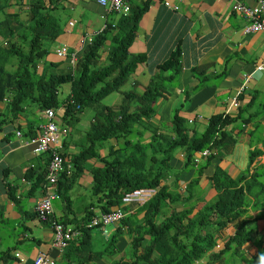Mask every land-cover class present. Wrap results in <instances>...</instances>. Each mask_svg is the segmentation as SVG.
<instances>
[{
    "label": "trees",
    "instance_id": "1",
    "mask_svg": "<svg viewBox=\"0 0 264 264\" xmlns=\"http://www.w3.org/2000/svg\"><path fill=\"white\" fill-rule=\"evenodd\" d=\"M49 2L55 8L61 6L58 1ZM24 4L28 7V18L25 21L20 20L18 14L14 13L9 16L11 18L9 22L15 25L8 27V22H0V99H9L6 113H10L15 119L19 117L20 112L26 113L28 110L32 112L46 108H52L54 111L63 109L61 115L63 127L70 134L81 136L74 139L81 145L70 158L74 174L81 172L84 164L94 157L102 163V166H94L91 169L94 182L92 195L98 199L100 197L102 210L107 211L111 205L119 204L124 191L138 187L156 188L153 198L143 206L146 210L145 223L140 228V235L129 236V254L118 257L111 264H194L196 261H200L199 264H227L224 259L225 252H231L230 257H239L243 264H259L261 261L257 255L250 259L246 258L243 246L249 241H253L257 247L262 243L261 237H254L258 233V226L256 222L249 220L248 210L255 208L254 204H259L257 199L264 201L262 189L264 181L259 182L258 175L249 180L241 177L232 179L226 172L216 168L214 174L209 177L208 186L202 188L199 184L200 172L204 165L197 168L199 161L194 158V153L207 147L213 140L215 126L213 129L211 127L210 133L187 136L185 132H180V129L185 130L182 127L183 120L175 116L174 126L180 129L174 138L161 134L154 136L157 138L146 144L141 143L145 151L139 152L133 148L123 153L121 151L123 147L119 146L116 150L111 148L107 154L100 155L99 148L109 137L115 138L116 141L123 140L122 144H126L125 149L141 142L138 138L134 140V144L129 142L133 138L131 135L135 128L133 119L123 118L120 122H115L112 120L115 113L101 103L106 93L119 91L135 61L141 60V54L134 55L128 51L136 26L127 30L119 24L115 33L105 31L94 35L92 41L78 54L75 70L59 73L51 70L54 62H48V66L39 72L38 64L44 61L51 45L62 31L61 24L58 23L61 17H55L49 12L50 7L45 0H31ZM144 9L142 7L143 11ZM140 11L133 10V17L138 19ZM107 38L109 46L106 45ZM104 51L106 55L103 59ZM7 63L11 69H7ZM178 65V56L175 53L161 67L177 71ZM67 82L71 83L72 92L71 96L64 97L58 90L59 85ZM159 96L158 86L153 91L152 85L143 93L133 96L131 101H135L138 108L146 106L148 111L145 114L136 111L133 118L148 119L152 115V104ZM124 107L122 108L125 109ZM84 109H90L91 118L97 121L94 125L92 121L95 131L91 133L95 135L94 139L89 137L91 127L86 133L80 127L79 114ZM3 120L5 118L0 113V129L3 128L1 126ZM178 122L182 123L181 126ZM181 145L187 148L181 160L182 167H172L171 162L174 159L172 154ZM40 174L44 175V172ZM241 181L245 184L238 186L242 184ZM35 183L38 185L37 181ZM255 183L257 188L254 186ZM197 189L201 190L200 193ZM13 190L9 187V197L18 203L20 199H15ZM58 190L60 199L69 202V196L63 192L60 185ZM195 196L198 198L195 200L201 206L193 203ZM247 196H253L255 202L248 200ZM170 202H187L189 206L171 212L159 223L156 216L159 215L162 206L170 207ZM92 215L93 209L88 206L82 217L84 222L81 224L77 222V226L82 228V236L76 242L72 241L73 244L66 250L64 258L67 264H90L99 261L103 255H115L113 253L120 229L108 234L110 237L104 250L94 254L91 253L92 250H88L91 229L83 227V224ZM136 218V215H128L121 224L133 219L138 220ZM66 220L61 221L65 223ZM3 221L7 223V219ZM234 221L239 224L236 225L238 226L236 232L222 242L221 248L216 249L218 236H222L224 240L223 229ZM5 230L7 234L4 236ZM22 230H16L14 226L0 222V243L5 238L9 239L11 235L19 241ZM145 235L149 236L147 242L143 241ZM11 247L15 246L11 245L1 252L4 254L2 264L9 259ZM86 252L89 254H85Z\"/></svg>",
    "mask_w": 264,
    "mask_h": 264
},
{
    "label": "crops",
    "instance_id": "2",
    "mask_svg": "<svg viewBox=\"0 0 264 264\" xmlns=\"http://www.w3.org/2000/svg\"><path fill=\"white\" fill-rule=\"evenodd\" d=\"M45 1L47 3L49 0ZM54 1L61 2L63 6L59 8L60 11L62 14L66 12L65 17L69 18L55 40V47L51 45L50 52L39 65V72L48 66V62L58 63L55 68L58 69L57 72L67 70L68 63L57 58L55 49L61 45L68 49L69 53L77 52L83 46L84 37L100 29L105 20L110 18L114 23L118 21V18L107 12L97 0ZM164 1L178 5L179 11L172 12L164 5ZM245 1L249 5L256 2ZM144 2L148 4V8L138 21L136 34L133 35L128 49L130 54H141V60L132 67L133 72L127 82L134 83V86L130 85L127 90L137 88L138 92L142 93L151 85L153 91L158 86L160 96L152 104L155 112L150 119L143 117L132 120L135 128L131 141L135 143L134 140L138 138L142 144H146L157 138L154 136L171 132L176 135L180 128L175 127V123L171 121L174 116L183 120V124L178 122V125H183L187 136H201L217 117L218 123H221L220 137L214 146L216 153L201 157L199 161L197 168L204 165L200 172V186H208L209 177L214 174L216 168L233 178L243 172L254 173L259 165L264 164V64L260 70L256 69L260 62H264V31L244 32L248 21L231 10L230 0H131L135 5H142ZM48 6H52L51 2H48ZM49 12L53 14V10L49 9ZM14 13H17L22 21L28 18V8L20 0H0V22H8V27L15 25L9 22V16ZM61 13L59 12L60 15ZM63 18L64 15L61 17L64 22ZM128 25L127 23L126 26ZM106 43L108 45L109 38ZM176 52L178 70L174 71L168 67L162 69L161 66ZM245 74H250V79L240 91ZM235 96L238 97L240 109L237 112L232 111V115L227 118H223V115L221 117L223 110H226ZM1 126L0 222L14 226L16 230L18 227L23 230L21 229L19 241L12 235L9 238L11 242L5 241V245L0 249V264L4 257L1 252L11 245L15 247H11V254H8L10 257L5 264H32L38 252L49 254L57 264H67L64 254L73 243L62 250L52 247V230L49 223L39 222L33 215L32 207L38 198L39 189L34 190L32 194L28 190L29 183L34 181L29 176H39L44 172L46 158L39 157L19 145L18 139L14 137L13 124L4 123ZM122 141L110 138L101 146V155L107 154L112 145L113 149L117 146L124 147L126 144L123 145ZM172 155V167H182L181 153L177 151ZM92 164L98 165L99 162L91 160L86 165L87 168L74 184L75 188L69 189L66 194L70 198L69 202H53L55 215L61 220L67 219V225L75 226L77 222L81 223L88 206L94 211L99 209L93 204L99 203L100 197L98 199L92 195V176L89 173V166ZM169 172L171 173V170ZM6 185L13 186L14 191L21 194L18 203L14 204L9 200L5 194ZM200 191L197 189V192ZM193 199V203L199 205L196 201L198 198L195 196ZM169 205L170 207H161L159 221L165 220L171 212L189 206L187 202H170ZM131 212L138 220L125 222L129 225V230H120L118 233L113 253L115 255H103L99 261L90 264H111L118 257L129 254V236H139L140 228L145 223L146 210L135 205ZM4 219H7V223ZM259 223L264 231V220ZM94 229L90 230L91 243L88 248L93 254L104 250L110 237ZM93 231L101 236L103 246L100 248L91 241ZM148 238V235L143 236V241L147 242ZM245 249L251 251L248 245Z\"/></svg>",
    "mask_w": 264,
    "mask_h": 264
},
{
    "label": "clouds",
    "instance_id": "3",
    "mask_svg": "<svg viewBox=\"0 0 264 264\" xmlns=\"http://www.w3.org/2000/svg\"><path fill=\"white\" fill-rule=\"evenodd\" d=\"M23 3L28 4L31 0H21ZM46 2V1H45ZM49 2V1H48ZM47 2V3H48ZM232 0H230V4H231V10L246 18L245 16H243L242 14L238 13L237 11L233 10L232 8ZM244 2L246 3V1L244 0ZM58 3L60 4L61 2L58 1ZM97 3L102 6L107 12L112 13L115 18H118V21L114 23V21H106L104 22L103 26L98 29L97 31H95L93 34L89 35V36H85L83 39V46L82 48L77 51V52H71L69 53L63 46L58 47L57 49H55V54L57 55L58 59H63L65 60L68 64H67V70L64 71H60L61 72H68L70 70H75L76 69V64H77V59H78V54L80 52H82L83 47H86L94 38V35L98 34V33H103L105 31H109L112 33H115L118 30L119 24L123 25L124 28L131 29L132 26H136L135 30L133 32V35L136 34L137 31V27H138V21L142 15V13H144L147 8H148V4L146 2H144L142 5H135L131 3V0H122V4L118 5L117 7L114 6V4L112 3L111 0H106V2L104 4H102L100 2V0H97ZM248 4V3H246ZM256 4V2H255ZM253 4V5H255ZM61 6H63L62 4H60ZM164 5L171 10L172 12H178L179 11V6L176 4H172L169 1H164ZM249 5V4H248ZM253 5H249V6H253ZM61 6L59 8H61ZM139 6V7H138ZM142 7L145 8L144 11L142 10ZM28 8V7H27ZM51 10L55 9V6H51L50 7ZM136 9H140V14L138 19L134 18L132 15L133 10ZM248 21V20H247ZM72 22H70L71 24ZM129 24L128 26H126V24ZM248 23V22H247ZM245 27V26H244ZM245 32V31H244ZM259 32V31H256ZM249 33V32H246ZM60 35V34H59ZM57 35V37L59 36ZM56 37V38H57ZM51 49V48H50ZM107 51V50H106ZM106 51H104L102 53V58L104 59L105 55H106ZM59 52H61V54H59ZM177 56H178V52H176ZM140 61H135V63H138ZM41 64V63H40ZM38 64V65H40ZM54 66L51 67V70H55L58 71V69H55L58 66V63L54 62L53 63ZM264 62H260V64L256 67L257 70L261 69V65H263ZM8 68L11 69L10 65H8ZM44 68V67H43ZM42 71V70H41ZM133 72V70H129L127 75L125 76V81L120 85L119 91H114V92H108L106 93V95H104L103 99L108 96L109 94L112 93H117L120 94L119 95H115L114 96V100L112 102V104L108 105L104 102L101 103L103 105H105L106 107H108V109H110L111 111H113L115 113L114 117H113V121L115 122H120L123 118L132 120L133 115L135 114L136 111L145 114L148 113V111H146V106L144 107H140L138 108V106L135 105V101H131L133 99V96H135L136 94H138V89L137 88H133V90H127V88L131 85L134 86V83L129 84L127 82V79L129 77V75ZM250 79V74H245L243 76V84L240 87V91H242V89L244 88V86L246 85V83L248 82V80ZM124 85H126L125 87H123ZM138 86V84H136ZM59 90L58 93L63 95L64 97L69 95L71 96L72 90H71V83L67 82V83H63L61 85H59ZM144 92V91H143ZM142 92V93H143ZM240 93V92H239ZM8 102L9 99L8 98H4V99H0V113L3 115V118H5V120L1 121V123H3L2 125H4V123H10L13 124L15 126V130H14V137L18 139L19 145L23 148H28L30 150V152H32L35 155H38L39 157H45L46 158V165H45V169H44V175H39V176H29L30 179H34V181L31 183H29V188L28 190H30L31 194L34 192V190L39 189V195L38 198L35 200L34 204H33V215L35 217V219H37L39 222H47L49 223L51 230H52V224L51 221L52 220H59L61 223H63L60 219V217L55 215V210H54V205L53 202L54 201H62L60 199V195H59V190L58 187L59 185L61 186V188L63 189V192L68 193L69 189H74L75 186L74 184L77 182V180L80 178L81 174L83 173L84 169L87 168L86 165L89 164V162L91 160H97L99 162L98 165L92 164L91 166H89V173L92 176V187L91 190H93V175L91 173V169L94 166H102V163L96 159V157L88 160L83 167V170L79 173L74 174V166L73 163L70 161V158L72 157V155L74 153H76L78 151V149L80 148L79 143H77L74 139H77L78 137H81L80 134H75L72 133L70 134L64 127H63V123L61 121V115L63 113V109H59L57 111H54L52 108H46L44 110L41 111H35L33 110L32 113H36L37 116L35 119H27L25 114L26 113H22L20 112V115L18 118H12V116L10 115V113H6L7 107H8ZM123 105L128 106L127 108L124 107ZM239 100L238 97L235 96L232 101L230 102V105H228L226 107V110H223V114H221V117L223 115V118H227L229 115H232V111L237 112L239 108ZM122 107H124L125 109H123ZM153 107V105H152ZM140 110H138V109ZM15 110V109H14ZM31 111V110H30ZM86 111H89L90 115L89 118H86L84 115V113ZM155 112V109H152L151 114L153 115ZM81 116V121H80V127L83 129V132L86 133V131L89 129V127H91L90 134L89 137L94 139L95 135H93L91 132L95 131L93 128V125L97 122L94 119H92V114L90 112V109H84L80 114ZM152 115H150L148 117V119H150L152 117ZM175 117V116H174ZM174 117L172 118L171 121L174 122ZM222 118V119H223ZM216 121L212 122L211 124L208 125V129L206 131V133H210L213 129V127L215 126V131H214V137L213 140H211L209 142V145L205 148H203L202 150H199L197 152L194 153V158L198 159V161H200L201 157H207V156H212L213 154L216 153V149H215V145L220 137L219 133L221 132V123H218V118H215ZM37 121V122H36ZM92 121H93V125H92ZM212 127V129H211ZM210 129V130H209ZM180 132H185V130L180 129ZM205 134V133H204ZM164 135V134H163ZM169 136H171L172 138H174L176 135H178V133L175 135L173 132H171L170 134H167ZM113 138V137H109ZM108 139V140H109ZM115 139V138H114ZM106 140V141H108ZM105 141V142H106ZM131 144H134L132 141H129ZM139 144H141V142H139ZM112 145V149H113ZM125 147V146H124ZM123 147V149H121V151L123 153H125L126 150H131L134 147L131 148H127L125 149ZM128 147H130L128 145ZM118 148V146L116 148H114L113 150H116ZM101 147L99 148V153L101 155L100 152ZM179 151L181 153V155L184 157L185 153L187 151V148L185 145H181L177 148L176 152ZM264 151V148H263ZM175 152V153H176ZM53 166L56 168L55 170H53ZM31 168V167H30ZM245 174V172L241 173L240 175H238L237 177H240L241 175ZM259 173H257V171H255L254 173H251L248 177L247 180H249L250 178L257 176ZM41 176V177H40ZM54 177L55 180L53 182L50 181V177ZM237 177H230L232 179H235ZM23 179L28 182L26 180L25 177H23ZM41 180L42 182L40 183L39 180ZM35 181L38 182V185L35 183ZM62 183H59V182ZM245 183L242 182V184H239L238 186H243ZM34 186V188H33ZM9 187L13 190H15V188L13 186H8L6 185L5 188V194H7L9 200L12 203H16L15 201H13L10 197H9V192L8 189ZM138 189H144V190H152V193L150 195V197H148L144 202L140 203L137 201H131L128 202L126 204H124V202L122 201V198L125 196L126 193H130L133 190H138ZM13 190V191H14ZM122 190V189H121ZM45 192H49V193H53L56 195L55 198L52 199L51 201V205H52V215L48 220L45 221H41L36 214V210H35V204L36 202L41 199L45 194ZM156 193V188L155 187H138V188H133L131 190H127L124 191L121 198H120V202L117 205H111L110 208L107 211L113 210L115 208H119L121 209V211L123 212V217L119 219L118 222H116L115 224H109L107 226H112V230L114 229L116 231V229H120L121 231L123 230H129V225L126 223H122V220H124V218H126L128 215L133 214L131 212V209L133 206L137 205L140 208H143V206L153 198V196ZM14 195H15V199L18 198L20 199L21 194L19 192H15L14 191ZM248 200H252V202H255V198L253 196L248 197ZM96 207H98L99 209L97 211L93 210V215H96L98 212L103 211L106 212L105 210H102L100 208V203H96L95 205ZM255 208H251L248 210V213L250 215L249 220L250 221H254L257 224V229H258V233L257 235H255L254 237H261V244L259 247L255 246L253 244V241H249L247 243L244 244L243 246V250L247 255L250 256H255L257 255L258 260H260L261 262L259 264H264V231H262L261 229V225L259 223V221L264 220V204H257L255 205ZM93 209V208H92ZM256 212V214H252V213ZM91 217V218H92ZM90 218V219H91ZM90 219L85 222L83 224V227H86V224L90 221ZM157 221L160 223V221L158 220V216H156ZM82 222H84V220L82 219ZM81 222V223H82ZM79 223V224H81ZM237 221H234V223H230L228 224L223 230L222 234L224 236V240H222V236H218V244L216 245V249H219L223 246V243L228 237H231L232 235H234V233L236 232L237 227L239 226V224H236ZM66 226L69 227H73L74 229H77L80 234L76 237H74L72 240L68 241L67 244L61 248H57L54 247L52 245V240H51V245L53 248H57L59 250H62L63 248L67 247L68 244H70L72 241L78 240L80 239V237L82 236V228L81 226H72L70 224H66L63 223ZM238 225V226H236ZM107 226H106V231H107ZM89 229H98L99 231H101L103 234L108 235L110 232H106L104 233L99 227L96 226H92V227H86ZM229 230H232L233 233H230ZM140 235V234H139ZM250 246V252L248 250L245 249L246 246ZM18 254V253H17ZM47 254V253H46ZM19 255V254H18ZM49 255V254H48ZM246 255V256H247ZM36 256V255H35ZM50 256V255H49ZM51 257V256H50ZM54 260V264H56V261L53 257H51ZM248 259V257H246ZM239 260V257H238ZM200 262V261H199ZM199 262H195L194 264H199ZM201 262H204V260H201ZM240 264H243L242 262Z\"/></svg>",
    "mask_w": 264,
    "mask_h": 264
},
{
    "label": "built area",
    "instance_id": "4",
    "mask_svg": "<svg viewBox=\"0 0 264 264\" xmlns=\"http://www.w3.org/2000/svg\"><path fill=\"white\" fill-rule=\"evenodd\" d=\"M115 7L122 4V0H111ZM232 8L238 13L242 14L248 20V23L244 27L245 32L264 31V0H256V4L249 6L244 0H232ZM102 4L106 0H100ZM61 54V52H59ZM56 168L53 166L52 168ZM55 178L50 177V181L53 182ZM152 190L138 189L133 190L130 193H126L122 198L124 204L137 201L144 202L150 197ZM45 195L39 199L35 204V210L37 217L41 221L48 220L52 215L51 201L56 197L55 194L45 192ZM123 217V212L119 208H115L110 211H100L94 215L90 221L86 224V227L96 226L99 227L104 233H106V226L109 224H115ZM52 245L57 248H61L67 244L68 241L78 236L80 232L73 227H69L61 223L59 220H52ZM16 255H18L16 253ZM32 264H54V260L44 252H38L33 258Z\"/></svg>",
    "mask_w": 264,
    "mask_h": 264
},
{
    "label": "rangeland",
    "instance_id": "5",
    "mask_svg": "<svg viewBox=\"0 0 264 264\" xmlns=\"http://www.w3.org/2000/svg\"><path fill=\"white\" fill-rule=\"evenodd\" d=\"M53 1V0H52ZM53 4H54V2H53ZM59 9V7L57 6V8H55L54 10H53V15L55 16V17H62V15H64V22L61 20V18H60V21H58V23H60L61 24V27L63 28V25L65 24V22H66V20L69 18V16L68 17H65V15H66V12H65V14H62L61 13V11H60V9ZM62 10V9H61ZM59 12L61 13V15L59 14ZM111 19L109 18L108 19V21H110ZM53 47H55V44L54 45H52ZM61 46V45H60ZM68 51V50H67ZM7 66L9 65L8 63L6 64ZM130 69H131V67H129ZM7 69H10V68H7ZM140 85V84H139ZM126 85H124L123 87H125ZM115 95H119V96H121L120 94H117V93H112V94H109L108 96H106L103 100H102V102H104V103H106V104H108V105H110V104H112V102H113V100H114V96ZM85 115V117L86 118H89V115H90V113H89V111H86L85 113H84ZM25 116H26V118L27 119H35L36 118V116H37V114L36 113H32L30 110H28L27 112H26V114H25ZM134 149H138L137 151H145V148H143V146L141 145V144H139V143H137L136 145H134ZM147 153V156H148V151L146 152ZM146 159H148V158H146ZM148 163H149V160H148ZM257 171L259 172V174H258V181L259 182H261V180H263L264 181V164H261V165H259L258 166V169H257ZM250 172V171H249ZM249 172H246L245 174H243V176L244 177H242V175L240 176L241 178H244L245 180H247L248 179V177H249V175L251 174V172L249 173ZM241 173V172H240ZM240 183H242V181L240 182ZM239 185V184H238ZM254 186L257 188V183H255L254 184ZM263 190H264V187L262 188ZM245 198H246V196H245ZM257 201V203H264V201H260V200H256ZM57 202V201H56ZM79 202H81L80 200H79ZM85 202V201H84ZM83 202V203H84ZM112 226H107V232H110L111 230H112ZM22 228H20V227H18L17 228V230H21ZM95 230V229H94ZM230 231V233H233V231L232 230H229ZM7 234V231L5 230L4 232H3V235L5 236ZM100 238H101V236L99 235V233H97V232H95V231H93L92 232V234H91V241H92V243L96 246V247H98V248H100V247H102L103 246V243H101V240H100ZM7 241V243H9V242H11L8 238H5ZM5 239H3L2 240V243H0V249H2V247L5 245ZM255 239V238H254ZM258 242V241H257ZM225 257H224V259H226V262H227V264H231L232 263V261H234L232 264H240L241 262L238 260V257H235V256H233V257H230V256H232L231 255V252H225ZM247 255V254H246ZM247 257L250 259V257L252 258V256H250V255H247ZM109 259V258H108ZM57 264V263H56Z\"/></svg>",
    "mask_w": 264,
    "mask_h": 264
}]
</instances>
